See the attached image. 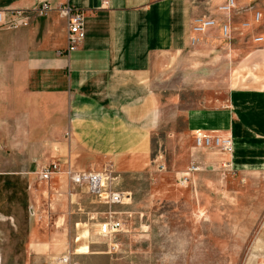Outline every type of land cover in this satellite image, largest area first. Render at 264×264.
<instances>
[{"label":"rangeland","instance_id":"1","mask_svg":"<svg viewBox=\"0 0 264 264\" xmlns=\"http://www.w3.org/2000/svg\"><path fill=\"white\" fill-rule=\"evenodd\" d=\"M224 5L210 0L205 13L209 8L223 23ZM255 11L263 13L262 22L244 31ZM229 18L231 40L212 30L195 48L153 56L161 100L151 159L139 172L119 178L112 172L122 204L108 207L87 188L43 195L32 173V133L0 134V264H64L66 258L70 264H264V130L243 127L238 159L198 148L197 133L189 130L190 114L227 109L237 87L264 86V44L253 42L264 35V0H238ZM6 122L7 128L16 123L13 115ZM192 165L197 172L180 183ZM91 168L113 171L107 164ZM35 200L54 203L55 210L31 211ZM113 220L121 230L103 233Z\"/></svg>","mask_w":264,"mask_h":264},{"label":"crops","instance_id":"2","mask_svg":"<svg viewBox=\"0 0 264 264\" xmlns=\"http://www.w3.org/2000/svg\"><path fill=\"white\" fill-rule=\"evenodd\" d=\"M42 1L51 3L48 15L27 27L0 30V134L32 133L35 171L58 161L78 171L107 164L118 178L139 172L150 162L159 120L153 56L199 46L191 42L192 20L210 17V0H198V6L190 0H0V10L32 9ZM66 4L83 11L87 34L69 56L59 54L67 48L68 31L58 9ZM253 21L254 14L251 28L258 26ZM228 103L222 111L190 114L189 130L232 137L235 151L223 154L238 159L243 127L264 130V86L237 87ZM12 115L15 126L7 128ZM56 181L58 194L51 196L68 195L66 181Z\"/></svg>","mask_w":264,"mask_h":264},{"label":"built area","instance_id":"3","mask_svg":"<svg viewBox=\"0 0 264 264\" xmlns=\"http://www.w3.org/2000/svg\"><path fill=\"white\" fill-rule=\"evenodd\" d=\"M258 0H251L252 3ZM236 0H227L220 10L228 15V20L219 23L217 19L211 16H197L192 20L191 25V42L192 45H198L202 37L212 30L220 31L223 39H232V23L229 18L232 11L237 7ZM53 11L49 1H42L32 9H3L0 10V30H16L21 27L29 26L32 21L37 18L45 17ZM61 17L67 22V48L61 51L60 55L69 56L71 53L80 49L86 39V18L83 11L74 9L69 4L62 5L58 9ZM263 14L260 11L254 12V23L259 24L262 22ZM251 28L250 23H243L242 29L247 31ZM256 44L264 43V37H256L253 41ZM196 146L203 149H218L224 154H232L234 152V142L231 137H223L215 134H202L197 133L195 137ZM197 172L195 165H192L188 171L181 174L180 183L188 184L193 175ZM39 188H43V195L58 194L55 191L54 180H65L68 183V195L70 190L87 188L90 194L99 197L105 205L112 207L123 203V195L113 188L111 183L112 171L104 169L97 171L94 169L78 171L72 168L70 164L66 169H63L61 163L50 162L41 164L35 171ZM29 190H33L29 187ZM37 191V190H35ZM39 201L35 200V205L31 207V211L39 209ZM48 208L53 210L51 203ZM34 213V212H33ZM122 228V223L119 220H113L102 226L103 233H116ZM70 258L64 260V264H70Z\"/></svg>","mask_w":264,"mask_h":264}]
</instances>
